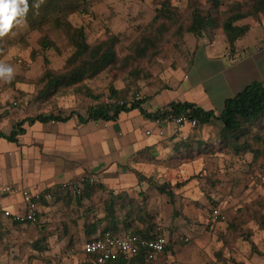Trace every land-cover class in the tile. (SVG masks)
Masks as SVG:
<instances>
[{"label":"rangeland","instance_id":"obj_1","mask_svg":"<svg viewBox=\"0 0 264 264\" xmlns=\"http://www.w3.org/2000/svg\"><path fill=\"white\" fill-rule=\"evenodd\" d=\"M158 1L88 0L89 13H74L69 19L74 25L85 27L90 43L106 38L108 33L119 35L118 53L124 55L139 29L154 16ZM171 1L184 16L187 15V0ZM199 1L204 4L206 0ZM232 1L235 0H226L225 7ZM40 35V31L30 29L24 20L13 22L7 32L0 34V118L7 114L69 113L73 110L85 115L88 106L98 102L75 87L60 91L46 101L37 97L43 86L39 81L43 72L64 69L65 60L72 51L55 31H52V39L58 48L42 49ZM189 35L168 40L153 60L138 62L150 75L147 80L137 81L139 90L135 95H148V90L154 86L161 89L155 98L146 100L147 108L152 109L154 104L162 103L161 100L168 103L178 92L177 85L187 70L185 51ZM128 82H131L129 77L122 74L114 78L105 70L87 79L85 85L101 94L100 101L112 102L110 86L123 88ZM131 85L136 90L137 86ZM126 100H131V96ZM101 122L107 126L106 122ZM220 128L221 122L214 121L186 128L175 135L172 124L166 122L156 132L161 134L160 130L165 132L166 129L176 139L161 140L160 150L155 155L146 150L135 153L134 160L143 163L138 175L143 183L127 193L129 197L124 203L117 204L116 214L120 223L131 220L134 228L149 226L152 232L159 230L169 238V249L148 264H264V229L259 223L260 216L264 215V188L254 187L248 179L264 160V145L259 147L258 156L251 152L236 154L230 147L220 145L217 140ZM185 139L200 140L204 145L191 152L183 148L178 150L175 145ZM157 186L164 187L165 191ZM57 199H63L59 210L63 222L75 233L69 243L57 247L56 251L38 254V259L42 264H87L82 251L87 239L76 237L75 196L63 194L52 203H57ZM100 203L97 196L91 206L98 209ZM214 209L220 210L224 217L214 219ZM59 222L51 223L53 226L58 223L61 230L63 224ZM55 231L51 229L50 233ZM21 253L19 261L26 264L28 251H17L18 258Z\"/></svg>","mask_w":264,"mask_h":264},{"label":"crops","instance_id":"obj_2","mask_svg":"<svg viewBox=\"0 0 264 264\" xmlns=\"http://www.w3.org/2000/svg\"><path fill=\"white\" fill-rule=\"evenodd\" d=\"M243 23H249L250 28L236 39L233 47H230L222 29L201 37L188 36L185 51L188 54L187 70L177 85L178 92L168 103L191 101L204 109L219 112L226 98L236 95L254 81L264 82V18H248ZM160 90L157 86L152 87L148 90V98H155ZM145 102L143 107L148 111L167 104L161 100L163 104H154L150 109ZM3 116L0 118V133L9 135L16 122L34 115ZM136 118L138 120L134 122ZM102 124L101 121L81 122L74 115L66 121L25 122L22 124L24 131L19 132L15 140L0 136V201L13 211L22 210L24 202L21 193L11 195L2 192V187L44 190L71 177L94 176L96 182L85 184L83 195L75 197L76 237L83 236L89 240L103 235L106 202L113 198L117 207V204L126 201L131 189L142 186L138 175L143 163L134 160L135 153L146 150L155 155L160 150L161 140L176 138L170 136L166 129L158 134L159 127L138 109L120 113L117 121H110L107 126ZM147 130L152 133L147 135ZM97 196L101 200L98 209L91 206ZM57 201L41 203L37 222L21 223L1 218L0 263L23 264L19 261L22 253L18 258L16 252L26 249V264H42L38 254L56 251L57 247L70 242L75 230L63 222L59 212L63 199ZM42 207L45 209L42 210ZM58 220L63 224L61 230L58 223L54 226L51 223ZM118 224L119 231L126 229L124 221ZM92 225L97 227L94 233H90ZM51 229L56 231L50 233Z\"/></svg>","mask_w":264,"mask_h":264},{"label":"trees","instance_id":"obj_3","mask_svg":"<svg viewBox=\"0 0 264 264\" xmlns=\"http://www.w3.org/2000/svg\"><path fill=\"white\" fill-rule=\"evenodd\" d=\"M225 2L226 0H206L202 4L199 0H187L188 12L184 16L171 0H159L154 16L139 29L137 36L127 45L128 51L121 55L118 53V45L121 42L119 35L108 33L106 38L90 43L85 27L74 25L70 21L71 14L89 13L88 0H27L25 13L18 15L13 22L24 20L30 29L40 31L41 35L38 40L42 49L58 48L56 41L52 39V31H55L72 47L71 53L65 60L64 69L60 71L46 69L40 76L39 81L43 83V86L38 91L37 97L41 101H46L60 91L75 87L98 102L88 106L85 115L73 110L69 113L49 111L28 116L16 122L9 135L0 133V136L15 140L19 132L24 131L22 124L25 122L31 124L36 121H66L77 115L81 122L103 121L108 123L117 121L122 112L138 109L141 114L153 121L157 118H165L169 114H185L196 119L197 126L220 121L221 128L217 140L222 147H230L234 153L239 155L251 152L258 156L261 153L259 147L264 145V82L254 81L236 95L226 98L219 112L204 109L191 101H171L163 107L148 111L143 107L148 96L135 95V91L139 90L137 81H140V78L147 80L150 75V72L143 66H139L138 62L153 60L168 40L182 39L185 34L201 37L216 29H222L230 47H233L236 39L245 35L250 28L249 23H243L244 20L264 18V0H235L226 7ZM105 70L110 71L114 78L123 74L131 81L123 88H115L113 84L110 86L112 102L100 101L101 94L94 93L85 85L87 79L94 78ZM131 83L137 86L136 90H133ZM129 96L131 100L127 101ZM199 145H204V143L200 140L185 139L181 140L176 148L191 152ZM255 145L259 146L255 148ZM159 189L165 191L162 186ZM71 195L76 197L74 194ZM81 195L83 192L77 196L81 197ZM115 205L113 198L105 204L107 212L103 226L105 232L117 233L120 230ZM131 222V220L124 221L126 229L132 228L134 232L146 238L153 236L149 226L138 229L134 228ZM259 223L264 229V215L260 216ZM96 229V226L91 227L90 233L96 232ZM168 249L169 244L166 245L164 252ZM84 256L87 264H93L89 256L86 254ZM148 263L146 255L141 253L132 257L121 255L106 264Z\"/></svg>","mask_w":264,"mask_h":264},{"label":"built area","instance_id":"obj_4","mask_svg":"<svg viewBox=\"0 0 264 264\" xmlns=\"http://www.w3.org/2000/svg\"><path fill=\"white\" fill-rule=\"evenodd\" d=\"M154 122L158 127L166 122L172 124V131L175 135L186 128H195L198 125L196 119H192L185 114H169L165 118H157ZM151 133V130L146 131L147 135ZM160 133L162 134L161 130ZM248 179L254 187H264V160L258 164V168L248 176ZM95 182L96 178L94 176L71 177L47 187L44 189L45 192L42 189L32 191L18 186H4L1 188L2 192H7L11 195L21 193L24 208L13 211L0 201V220L5 217L14 222H37L40 218L39 208L42 202H51L57 195L68 193L80 195L85 184H93ZM213 213V217L216 220L224 217L220 210L214 209ZM152 235L150 238L143 237L134 232L132 228L118 231L117 233L107 231L101 236L84 242L82 251L86 256L90 257L93 264H106L109 261L116 260L121 255L132 257L141 253L146 255L149 262H153L164 252L169 239L164 232L159 230L153 232Z\"/></svg>","mask_w":264,"mask_h":264},{"label":"clouds","instance_id":"obj_5","mask_svg":"<svg viewBox=\"0 0 264 264\" xmlns=\"http://www.w3.org/2000/svg\"><path fill=\"white\" fill-rule=\"evenodd\" d=\"M26 9L27 0H0V34L7 32L14 19L23 15Z\"/></svg>","mask_w":264,"mask_h":264}]
</instances>
